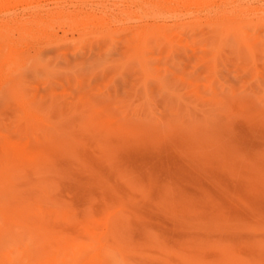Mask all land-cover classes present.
Returning a JSON list of instances; mask_svg holds the SVG:
<instances>
[{
	"label": "rangeland",
	"instance_id": "374dc122",
	"mask_svg": "<svg viewBox=\"0 0 264 264\" xmlns=\"http://www.w3.org/2000/svg\"><path fill=\"white\" fill-rule=\"evenodd\" d=\"M0 264H264V0H0Z\"/></svg>",
	"mask_w": 264,
	"mask_h": 264
},
{
	"label": "bare ground",
	"instance_id": "6f19581e",
	"mask_svg": "<svg viewBox=\"0 0 264 264\" xmlns=\"http://www.w3.org/2000/svg\"><path fill=\"white\" fill-rule=\"evenodd\" d=\"M144 45V44H143Z\"/></svg>",
	"mask_w": 264,
	"mask_h": 264
}]
</instances>
